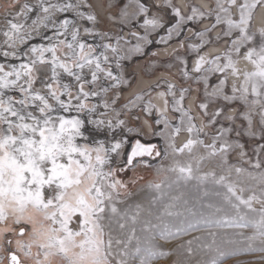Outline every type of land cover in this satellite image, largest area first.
I'll use <instances>...</instances> for the list:
<instances>
[{
	"label": "snow or ice",
	"instance_id": "1",
	"mask_svg": "<svg viewBox=\"0 0 264 264\" xmlns=\"http://www.w3.org/2000/svg\"><path fill=\"white\" fill-rule=\"evenodd\" d=\"M164 2L175 27H167V38L161 36L156 43L167 44L173 32L182 35L186 22L206 17L214 22L193 33L200 43L189 45L190 50L199 53L223 40L224 51L199 55L191 75L187 61H181L184 78L198 85V94L203 88L196 105L199 115L185 107L190 87L177 88L169 80H164L166 89L156 92L162 107L152 97L159 82L123 99L132 82L121 62L144 55L146 45L154 42L150 32L165 28L159 17H148L149 7L141 0H120L118 20L130 26L127 38L123 30L114 37L99 30L95 11H86L96 7L91 0H11L6 5L5 27L0 29L8 49L0 63V264H153L171 255L155 240L201 230L210 238L198 244L209 254L202 264H223L241 248L256 250L257 241L258 250L264 251V28L250 31L253 12L264 7V0H213L196 6ZM233 9L238 13L235 18ZM63 13L72 16L58 15ZM141 15L142 23H133ZM137 27L144 28V34ZM34 37L46 43H30ZM88 37L102 42L89 43ZM9 58L19 63H9ZM241 59L251 68L237 67ZM154 110L152 123L144 119L133 125L141 121V114L153 116ZM170 110L179 113V123L169 118ZM221 120L232 126L224 127ZM217 124L221 125L217 134L206 143L205 128ZM133 132L161 136L166 147L161 151L156 144L136 139L125 151ZM182 132L187 137L177 143ZM233 132L257 141L251 156L239 140L228 139ZM198 148L207 155H196ZM233 153L240 165L230 162ZM161 156L171 163L157 168L162 179L147 184L156 195L147 206L127 203L130 187L144 177L134 174L125 182L119 173L141 165L151 168V161ZM180 157L187 159L181 162ZM208 159L216 161V167L200 172V164ZM243 163L260 171H250ZM168 173L174 179L166 184ZM192 181L203 196L218 198L203 205L211 212L187 207L186 200L182 207L179 196L154 208L163 200L165 187ZM153 217L159 223L154 224ZM165 217L170 219L165 222ZM227 229L241 231L229 234ZM244 229L252 233L245 235ZM200 240L186 242L188 255L193 254V242Z\"/></svg>",
	"mask_w": 264,
	"mask_h": 264
},
{
	"label": "rangeland",
	"instance_id": "2",
	"mask_svg": "<svg viewBox=\"0 0 264 264\" xmlns=\"http://www.w3.org/2000/svg\"><path fill=\"white\" fill-rule=\"evenodd\" d=\"M92 1V0H91ZM103 3L105 2V7H106V14L105 16L100 14L96 9H86V11H95V13L98 16V20L100 21L99 23V30L101 31H107L109 32L110 35L115 36V34L121 33V30H123L122 34H124L127 38V33L129 31L130 26H122L119 23L118 20V14L120 8L123 6L122 3H120V0H102ZM185 1V6H196V4L193 3V0H184ZM11 0H0V29L5 27L4 24V19H5V11H6V5L10 3ZM29 2H33V0H29ZM54 2V0H53ZM123 2H127V0H123ZM141 2L145 3L149 7V12H148V17H159L161 19V22L165 24V28L162 29H157L156 31H151L149 35V39L153 40L154 42L151 44H147L145 47V54L144 55H133L130 59L124 60L121 63L124 66V74L125 77L132 82V85L136 82L138 78V74H141L144 77L147 78H154L158 73L160 72H166L170 73V75L173 77V79H164V80H169L177 85V88L183 86V87H190V91L186 93V98H185V104L186 101L188 100V96L194 93L198 87V85L193 82L192 80H186L182 74V69L183 65L181 61H187V66L188 70L191 73V63L193 59L197 56H199L205 49L210 48L213 45H223V40H221L218 43H213V44H208L206 45L199 53L190 50L189 45L192 44H198L200 43V38L195 36L193 33L198 30H203L204 25L210 24V22H214V18H204L202 20H197V21H192V22H186L184 26V31L181 36L177 37L175 32H173V37L170 41H168L167 44L164 43H156L155 41H158L161 36H164L167 38V33H166V28L167 27H175V21L173 19V15L171 13L170 9L165 8V2L161 1L160 8L157 9L153 5L155 4L154 0H141ZM176 2V3H175ZM173 4H178L177 0H172ZM187 3V4H186ZM210 3H213V0H210ZM109 4H113V7H109ZM260 9V6H258L254 12L253 17H255L256 13L258 12L257 10ZM7 11L14 12L15 9H7ZM190 14V13H189ZM233 14L234 18L238 15L237 10L233 9ZM61 17H67L71 18L72 14L71 13H63V14H58ZM101 15V16H100ZM112 17L115 15L117 19H112ZM109 16V17H108ZM110 18V19H109ZM143 15L140 16L139 21H134L133 23H142L143 20ZM254 22V20H253ZM252 22V23H253ZM28 23H31V20L28 21ZM86 23V22H82ZM251 23V29L250 31L257 32L254 30V27L252 26ZM91 26V25H88ZM140 34H144V28L142 27H137L136 29ZM219 30V26L217 29H213L211 34L212 36L215 35L216 31ZM48 35H51V30L47 32ZM224 39H229V38H224ZM89 43H94V44H100L102 41H100L98 38L93 39L92 37L87 38ZM3 41L4 37L2 35V31H0V63H4V57L2 55L3 51L8 50L3 47ZM184 42V47L181 46H176L172 54L166 58V59H160L157 55L153 56L152 53H158L161 48H164L167 45L174 44L175 42ZM46 41H42L39 37H34L30 43H42ZM107 42V41H104ZM114 42V40H113ZM132 43H135V40L132 41ZM20 48H24V45H18ZM223 51H224V46H223ZM109 55H111L109 53ZM196 55V56H195ZM9 63H19V61L13 60L9 58L8 60ZM140 64V69L139 72L135 69V67ZM219 75V74H216ZM213 82L216 80V76L214 75L212 77ZM159 82L163 90L166 89V84H164V81H156L155 83L152 84V87ZM231 83V81H230ZM150 89V88H149ZM148 89V90H149ZM129 89L125 88V92H127ZM156 91V88L155 90ZM229 94L230 93V85H229ZM111 95V93H110ZM196 105L200 102V98L203 97V88L200 86V92L199 94L196 93ZM124 99V98H123ZM127 99V98H126ZM125 99V100H126ZM147 99V97H145ZM169 99H171L169 97ZM237 105L242 107V105H239V102H237ZM99 111H103L101 108ZM133 111H139V109H134ZM211 111V109H210ZM169 113L172 116H169L170 119L173 120V123H179L178 117L179 113H174L171 110ZM121 118L123 117V114L121 115ZM145 118L149 120L150 123H152L153 119L155 118V114L153 116H145L141 114V119ZM256 119V130L259 131V124H258V116L255 118ZM141 123L139 122H133V125L138 126ZM206 123V120H205ZM221 123L223 124L224 127H231L232 123L226 120H221ZM240 120L238 119L235 124L236 127H240ZM130 125V126H133ZM220 124H217L215 128L212 126H207L205 128V135L202 137L206 143H211L212 137L217 134V130L220 128ZM246 126V122H245ZM154 128H162V125L156 126L153 125ZM243 130V129H241ZM184 136L186 139L187 133L182 132L179 137H177V140L181 137ZM98 138H103L101 135ZM128 139L129 143L125 145V151H130L131 150V145L135 143L136 139H140L141 142L143 143H152L156 144L158 148L163 151V149L166 147V142L165 140L158 135H144L142 133H137L133 132L131 134H128ZM228 139L231 141L239 140L240 143L245 145L246 150L249 152V156H251V151L253 148L256 147L257 141L250 139L247 136H241L237 137L235 135V132L229 134ZM179 143V140L178 142ZM219 143V142H218ZM196 155H207L206 151L203 148H198L196 150ZM181 162L187 159V157H180L179 158ZM262 159H264V156H262ZM230 162L233 164L240 165L241 161L239 158L236 156L235 153L231 155ZM152 167L151 168H144L142 165L138 166L135 170H128L126 172H121L119 173V177L123 179L125 182H130L134 176V174L139 175L144 177L143 180H137L134 186L130 187V191L132 195L130 197L126 198L127 203H141L144 204L145 206L148 205L149 200L153 195H156V193L150 191L147 188V184L150 181L157 180V179H162L163 176L158 177L157 176V168H159L161 165L164 167H167L169 163H171L170 159H164L163 156L157 157L156 159L151 161ZM243 167L248 168L250 171H260V170H253L250 168V165L248 163H243ZM193 167H196L195 161H193ZM216 167V161L208 159L205 160L203 163L200 164V172H206L209 170H212ZM217 171H219L218 168H216ZM168 179L165 181V183H170L174 179V175L171 173L167 174ZM249 183L255 184L254 181H249ZM210 187V186H209ZM164 196L163 200L158 203L157 205H154V208L161 207L163 203H167L171 197H176L179 196L181 198L180 203L181 206L183 207V201H187V207H191L196 211H204L205 213L211 212L212 209H208L207 207H204L203 205H206L207 203H215L217 202L218 198L214 196H203V193L201 190L197 189L196 187V182L192 181L188 183L187 185L181 183L179 185L173 184L171 188H164ZM259 189L257 188V192ZM248 193H245L247 195ZM125 205H120V207H124ZM255 208L259 209L261 205L259 203H254L253 205ZM165 222H167L170 218L165 217ZM153 223H159L155 218H152ZM216 229H213L215 231ZM229 234L241 231L238 229H227L226 230ZM245 235H250L252 233L251 229H244L242 230ZM193 237H201L200 241H194L191 247L193 248V254L188 255L186 248L187 244L186 242L188 240H192ZM210 240L208 237V232L207 230H201V231H192L189 235H182L179 238L176 239H171L168 241L164 240H155L154 243L157 245H160L164 251H170L171 255L163 258V259H157L153 261V264H202L203 261L207 260L209 258V254H206L203 251H200L198 249V244H201L205 241ZM184 245L183 248L180 246ZM260 247L259 241L255 243V248L256 250H249L246 248H241V250L237 251L236 254L229 256L223 260V264H264V251L258 250ZM138 264V262H137Z\"/></svg>",
	"mask_w": 264,
	"mask_h": 264
},
{
	"label": "bare ground",
	"instance_id": "3",
	"mask_svg": "<svg viewBox=\"0 0 264 264\" xmlns=\"http://www.w3.org/2000/svg\"><path fill=\"white\" fill-rule=\"evenodd\" d=\"M177 1L180 4V6H185V1L184 0H177ZM197 1H199V3ZM197 1L193 0V3L196 4V5L204 4L205 2L206 3H210V0H207L205 2H204V0H197ZM92 2L96 6L95 7L96 11H98L100 14H102L104 16L107 14L106 13L107 9L105 7V2L103 3L102 0H92ZM255 11L256 10H254V12ZM257 11L258 12L256 13L255 17L252 18V22H253V20H254V22L253 23L251 22V23H252V26L254 27V30L259 32V30L261 28H264V7H260V9L257 10ZM254 12H253V15H254ZM176 46L177 47L180 46V42H175L174 44H171V45L165 46L164 48H161L156 55L161 57L162 59H166V58H168L171 55L173 49ZM209 51H212V52H217V51L223 52V45H216V46L213 45L210 48L205 49L200 55H204V54L208 53ZM197 58H198V56L193 59V61L191 63V67L194 66V62H195V60ZM237 67H239L242 70H248V69L251 68V65L241 59V60H239V62L237 64ZM160 78L173 79V77L170 75V73L168 74V73H164V72L157 74L155 79H147L146 77H144L141 74H139L138 78L136 80V83L134 84L133 88H131V90H129L128 92H125L124 94L128 96V95H130L131 92H135V91H137L139 89L148 87L149 84H151L153 81L158 80ZM229 79L231 81V77ZM237 83H239V81H237ZM196 93L197 92L195 91L194 93H192L191 95L188 96V100L186 101L185 107H189L190 106L192 108L193 114L194 115H199V109L196 106V102H197ZM155 95H156V93L154 95H152V97H155ZM155 100H156V104H157L158 107H162L163 106L162 102L160 100L156 99V97H155ZM155 100L153 98L154 103H155ZM168 115L172 116V115L169 114V112H168ZM142 121H143V118L141 119V123H142ZM196 122L199 124L200 123V119L198 118ZM184 136L185 135L181 136L178 139L179 143H181L183 140H185ZM178 140H177V142H178ZM169 164H167V165H169Z\"/></svg>",
	"mask_w": 264,
	"mask_h": 264
},
{
	"label": "flooded vegetation",
	"instance_id": "4",
	"mask_svg": "<svg viewBox=\"0 0 264 264\" xmlns=\"http://www.w3.org/2000/svg\"><path fill=\"white\" fill-rule=\"evenodd\" d=\"M161 1H163L164 2V0H155V4H159ZM197 1V0H196ZM205 1H207V0H204V2ZM92 2V1H91ZM198 3H199V1H197ZM93 3V2H92ZM206 3V2H205ZM168 46V45H167ZM214 46H216V45H214ZM172 54V53H171ZM159 57V56H158ZM160 59H162L161 57H159ZM140 64H138L136 67H135V69L139 72V69H140ZM160 73H162V72H160ZM164 73H166V72H164ZM159 74V73H158ZM139 75V74H138ZM157 76V75H156ZM156 76L154 77V78H147V79H155L156 78ZM164 79H166V78H160V79H158V80H160V81H164ZM158 80H155V81H153L151 84H149V86L148 87H145V88H142V89H144V90H148L149 88H151L152 87V84L153 83H155L156 81H158ZM136 83V82H135ZM134 83V84H135ZM134 84L132 85V87L131 88H133V86H134ZM131 88H128L129 90H131ZM128 90V91H129ZM161 90H163L162 88L160 89V88H156V91H152V95H154L156 92H158V91H161ZM127 91V92H128ZM129 96V95H128ZM128 96L127 95H125L124 94V99H126V98H128ZM155 97H156V95H155ZM155 97H153L154 98V100H155ZM154 102V101H153ZM162 102V101H161ZM155 103H156V100H155ZM154 114H155V110H154ZM170 114V113H169ZM171 115V114H170ZM145 118H143V120H144ZM149 121V120H148ZM143 122V121H142ZM150 123V122H149ZM145 131H150V130H148V129H145Z\"/></svg>",
	"mask_w": 264,
	"mask_h": 264
}]
</instances>
